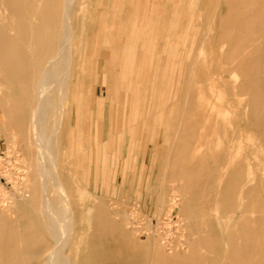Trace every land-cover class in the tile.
<instances>
[{
    "label": "rangeland",
    "instance_id": "374dc122",
    "mask_svg": "<svg viewBox=\"0 0 264 264\" xmlns=\"http://www.w3.org/2000/svg\"><path fill=\"white\" fill-rule=\"evenodd\" d=\"M177 1L179 2V0H85L84 3V0H78L75 9L84 7L83 13L86 17V19L84 18V31L86 32L83 35L85 44L83 43L82 50L83 53L86 52L84 56L90 57L89 61L91 62L79 93L83 94L86 103L84 100V102H77L78 117L83 127L95 122L94 119L97 120L96 137L88 143L87 147L85 145L82 147V135H77L75 141L70 135L69 142L67 140L61 141V143L57 142L60 146L57 143L53 144L55 148L51 147L53 153L51 156L57 155L53 158L57 165L59 164L60 173L65 174L63 178L71 174V177H76L77 181H81V184L84 182L83 186L86 189L95 190L94 196H90L91 199L87 198L88 201L94 202L95 205L99 202L105 206L110 205L108 206L110 209L113 208V203L116 201L115 205L117 206H114L113 209H124L126 212L134 208V204L137 207L139 205V220L144 224L152 221V225H154L156 213L150 208L153 206L150 197H146L148 199L146 204L144 202L136 203L141 174H145L149 178L148 184L151 182L153 185L156 180L157 183L154 186L157 187L155 189L158 188L160 193L164 192L166 198L170 199L177 193L180 195L177 198H179L182 207L192 206L190 213L178 216V213L174 212L171 218L163 220L161 230L164 229V231L160 229L159 231L166 238L163 240L164 243L171 249L158 252L149 264H264V0H191L192 3L190 0H180L179 5ZM186 2L189 4L188 8ZM88 6H93L94 10ZM173 8L176 12H173ZM171 11L176 17L172 15ZM87 13L88 15L94 13V18L90 19V22ZM111 15L116 16L114 25L110 23ZM179 16L182 17L180 21L178 20ZM211 16L214 17L213 20L210 18ZM101 17L105 18L103 23L105 28L99 30L97 25L100 23ZM175 22L177 23L175 24ZM191 23H193L192 26ZM132 24L135 28L132 27ZM196 25L197 28H195ZM131 27L133 31L130 29ZM204 29L206 32L209 31L208 34L204 35ZM107 40H112V42H107ZM86 45H88L87 48ZM109 47H111L110 52L107 49ZM88 49L92 52L89 53ZM196 49H198L197 52H195ZM194 55L196 56L194 57ZM176 57L177 59H175ZM189 59L190 61H188ZM174 63L175 65H173ZM181 65H184V70L181 69ZM142 68L143 70H141ZM172 69L174 70L172 71ZM109 70L113 76H110ZM91 74H94L93 78ZM173 75H175V79ZM102 83L110 88L111 101L101 103L98 100L97 90L101 88ZM171 90L172 94L170 95ZM183 95H188V97L184 96L186 100L182 98ZM232 97L234 98L232 99ZM187 104L190 105L189 109ZM100 110L102 116H100ZM252 111H255L254 114ZM160 112L162 114L164 112V116ZM1 116L2 112L0 111V118ZM176 116L178 117L177 122ZM103 118H105L104 122ZM180 118L181 123L179 122ZM115 121H118L120 126L122 137L120 144L119 140H116L118 136L115 135L116 139L112 136L115 132ZM103 124H106V131L110 135L108 141L107 137L102 135ZM16 137L11 135V130L6 123H0V212L6 205H11L14 202L15 191L18 187L24 184H27V188L31 186L30 170L27 168L31 165L30 157L32 156L26 155L23 147H20L24 142L21 144L19 141L21 139H16ZM104 142L107 143L105 146ZM168 143H170L169 148ZM64 147L66 151L63 149ZM199 149L201 150L199 151ZM97 151L99 152L97 153ZM160 153L163 155H159ZM75 169L77 172L74 171ZM224 169L228 172L225 173ZM104 171H111V175L107 176ZM157 171L161 174H158L160 178L156 177ZM80 173H83L82 178L78 176ZM211 174H213V179H211ZM133 175L137 176L132 180ZM71 177L69 175V180ZM224 177H226V181ZM65 180L68 182V178ZM223 181L224 183H222ZM183 186H186V191L191 187L189 193L192 194L194 191L195 197L186 198L187 193ZM145 191L144 186L143 192L145 193ZM96 200L98 201L96 202ZM118 200L122 203L120 204ZM94 203L91 205L93 206ZM27 214L24 216H28ZM10 216H15V214L12 213ZM26 218H20V222L25 223L19 229L20 232L14 225L17 224L14 219L3 224L0 218V235L5 228L9 234L22 232L21 235L28 236V238L33 237L36 232H38V236L42 235L39 230L31 228L33 223L31 218ZM215 223H218V226ZM206 226H208L207 230ZM238 227L240 228L238 229ZM33 230L35 231L33 232ZM218 237H221L222 241L218 240ZM26 243L27 241L23 240L21 246L27 248ZM217 244L220 245L221 251L211 254L210 248ZM147 247L152 250L153 245L150 243L147 244Z\"/></svg>",
    "mask_w": 264,
    "mask_h": 264
},
{
    "label": "bare ground",
    "instance_id": "6f19581e",
    "mask_svg": "<svg viewBox=\"0 0 264 264\" xmlns=\"http://www.w3.org/2000/svg\"><path fill=\"white\" fill-rule=\"evenodd\" d=\"M77 2H78V0H0V111L2 112V116L0 118V123L4 122L9 126V128L11 130V135L13 137L17 136L16 139H18V138L21 139V140H19L21 144H22V142H24L22 144V146H20V147H23V149L26 152V155H28V157L29 156L33 157V158L30 157L31 165L28 164L29 168H27L30 170V181H31V186L29 187L30 189L27 188L28 187L27 184H24V185H21L20 187H18L17 190L15 191L16 194L14 195V202L11 205L10 204L6 205L4 208L1 209L2 211L0 212V218H1V222L3 224H7L8 220L14 219L15 222L17 223L14 225L16 226V229L19 230L25 224V223L20 222V218L27 219L26 217H28L29 219L31 218L30 220H32V222H33L31 225V228L35 229L36 231L39 230L40 232H42V235H40L42 237L38 236V232H36V234L33 237L28 238V236L21 235L22 232L16 233V234L15 233L9 234L8 233L9 231H7V228H5L3 233L0 235V264H149L154 260L156 254L158 252H164L166 250L168 251V249H171L170 246H168V247L166 246V244L163 241L166 238L164 236H162L160 231H159V229L161 230L163 220L165 219V221H166L167 218L168 219L171 218L174 212L178 213V216H180L181 214L184 215L186 213L191 212L192 206L186 207V205H185L182 207V204L180 203L179 198H177V197H180L179 194L176 193L170 199L166 198L165 195L163 194L164 192L160 193V192H158L159 191L158 188L155 189V187H157V186H154V184L157 183L156 180H155L156 183H154L153 185L151 184V182L148 184L149 178H147L145 174H141L140 185L138 187L139 189H138V192L136 195L137 196L136 197V203L141 204L142 202H144L146 204V201L148 200L146 197H150V201L153 202V206L150 208L156 213V223L154 225H152V221H151V223L146 222L147 224L146 223L144 224V223L140 222V220H139V205L137 207L134 204V208H132L133 210L131 209L127 212L124 209H121V210L113 209V208H115L114 206H117V205H115L116 201L113 203L114 206L112 209H110L108 207L110 205L105 206V205H103V203L101 204L100 202H99V204L96 203V205H95L94 202H90V200L88 201V199H87L90 196H94V194H95L94 189H91V190L86 189L83 186L84 182H82V184H81V181L80 180H79L80 182L77 181L76 177H74V176L71 177V174H68V176L66 177V178H68V182H67V180H65L66 178H63V177H65V174L62 175V173H60V170L58 169L59 164L57 165V163L55 162V160L53 158V157H57V155L55 154L56 156H51V155H53V153L51 152V147L52 146L54 147L53 144H56L57 142L61 143V141H65V140L68 141L70 135L72 136L73 140L75 141L77 138V135H82V137H81V139L83 140L82 147L84 145L87 147L88 143L90 141H92L93 138L96 137V130H97V126H96L97 120L96 119H94L95 122H93L92 124L89 123L83 127V126H81L80 118L78 117L79 107L77 106V104H78L77 102H79V101L81 102L83 100L85 101L83 94L82 93L79 94V93L81 91L80 89H81L82 81L84 79V76H86L85 74L89 71L91 62L89 61L90 57L88 58V57L84 56V54L86 52L83 53V50H82L83 49L82 45L84 43V38H83L84 36L83 35L86 32V31H84V25H85L86 17H84V13H83L85 11L84 10L85 8L83 7L84 8L83 9L81 7V8L75 9V4ZM179 2H180V0H179ZM179 2L177 1L178 5H179ZM84 3H85V0H84ZM187 3L188 2H186V6L188 8L189 4H187ZM191 3H192V1H191ZM190 6H191V4H190ZM88 7L90 8L91 6H88ZM91 8H93V6ZM95 8H96V6H95ZM213 9H215V8H213ZM93 10H94V8H93ZM172 10H173V12H176V11H174V8ZM90 11H92V10H90ZM95 12H96V9H95ZM198 12H197V14H198ZM88 13H87V15H88ZM93 14H89L87 16L89 22H90V19L93 20V18H94ZM172 15H175V14L173 13ZM223 15H224V13L222 14V16ZM180 16H182V15H180ZM180 16L178 19L179 21H180V18L182 19V17H183V16L182 17H180ZM212 16L210 18L213 20L214 17L212 18ZM148 17H149V15H148ZM175 17H176V15H175ZM186 17H187V14H186ZM199 17H200V15H199ZM146 18H147V16H146ZM203 18H204V16H203ZM104 19L105 18L101 17V21L99 20L100 23L97 25V27L99 26V30L105 28V27H103L104 26V24H103ZM115 19H116V16L111 15V17H110L111 25H114ZM173 19H175V18H173ZM202 20H204V19H202ZM172 21L174 22V20H172ZM184 21H185V19H184ZM195 21H196V19H195ZM192 22H193V20H192ZM106 23H107V21L105 22V26H106ZM136 23H137V21H136ZM176 23L177 22H175V24ZM247 23H248V21H247ZM146 24H148V23L146 22ZM192 24L193 23H191V26H192ZM133 25L134 24H132V27L135 28ZM110 27H113V26H110ZM132 27L130 29H132ZM177 27H180V26H177ZM182 28H184L183 25H182ZM195 28H197V25ZM93 31L95 32L96 30H93ZM132 31H133V29H132ZM194 31L196 32V29ZM204 31H205V29H204ZM179 32L181 33V31H179ZM205 32H204V35L208 34L209 31L206 33ZM117 33H118V31H117ZM117 33H115V34H117ZM179 35L181 36V34H179ZM93 36H95V35L93 34ZM132 36H134V35H132ZM141 36H140V38H141ZM144 38H145V35H144L143 39ZM149 38H150V36H149ZM92 40H94V39H92ZM178 40H179V38H178ZM201 40H202V38H201ZM203 40H204V38H203ZM87 42H88V40H87ZM107 42H112V40L111 41L107 40ZM156 42H157V39H156ZM177 42H179V41H177ZM201 43L204 44L203 41H201ZM201 43H199V44H201ZM86 44H88V43H86ZM167 44H169V43H167ZM90 45H92V43H90ZM154 45H155V43H154ZM87 46L88 45H86V48H87ZM102 46H104V45L102 44ZM147 46H148V44H147ZM206 46H207V44H206ZM91 47H94V46H91ZM143 47H144V45H143ZM186 47H188V46H186ZM84 48H85V46H84ZM131 48H132V46H131ZM131 48H130V51H131ZM107 49H108V52H110L109 50L111 49V47H109ZM204 49L206 50L205 46H204ZM91 50H89V53L92 52ZM95 50H97V49H95ZM159 50H160V48H159ZM166 50H168V49H166ZM197 50L198 49H196L195 52H197ZM101 51H103V50H101ZM177 51H176V53H178ZM182 51H183V49H182ZM166 52H168V51H166ZM183 52H185V51H183ZM183 52H182L181 56L184 55ZM195 52H194V54H195ZM121 55H122V53H121ZM153 55H152V57H154ZM157 55H159V54H157ZM196 55H194V57ZM89 56H91V55H89ZM182 58H183V56H182ZM182 58H181V60H182ZM185 58H186V56L184 57V59ZM152 59L154 60V58H152ZM175 59H177V57ZM188 61H190V59ZM191 61H192V58H191ZM206 61H207V59H206ZM107 62H108V60H107ZM187 62H186V64H187ZM145 63H146V60H145ZM171 63H172V60H171ZM190 64L192 65V63H190ZM116 65H117V63H116ZM116 65H114V66L116 67ZM173 65H175V63ZM149 66L151 67L150 64H149ZM181 69L184 70V65L182 66ZM141 70H143V68ZM173 70L174 69H172V71ZM106 71L108 72V70H106ZM156 71H157V69H156ZM248 72H249V69H248ZM106 74H104V75H106ZM182 74H183V71H182ZM91 75L93 78L94 74H91ZM111 75L112 74L110 71V76ZM173 76L175 79V75H173ZM152 79H154V78H152ZM182 79H183V81H185L184 78H182ZM188 79L190 80V77ZM189 80H187V81L189 82ZM213 80H214V78H213ZM110 82H113V81L110 80ZM177 82H178V80H177ZM173 84H174V81H173ZM85 85H86V83H85ZM83 86H82V90H83ZM178 86H176V87H178ZM150 87H148V88H150ZM173 87H174V85H173ZM210 88H212L211 85H210ZM172 90H171V92L169 91L170 95L172 94ZM180 91H182V90H180ZM147 94H149V93H147ZM165 94H166V92H165ZM167 94H169V93L167 92ZM126 96H127V94H126ZM184 96L188 97V95H183V97L182 96H180V97H182V98H184V100H186ZM167 97H168V95H167ZM174 97L176 98V96H174ZM174 97H173V99L175 100ZM97 98H98V100L101 101V103L111 101V99H112L111 90L108 87V85L103 84L101 86V88H99L97 90ZM123 98H124V96H123ZM233 98L234 97H232V99ZM194 99H196V98H194ZM168 100H163V101L166 102ZM194 102H196V101H194ZM85 103H86V101H85ZM93 103H94V101H93ZM111 103H113V102H111ZM169 103H168V105H171ZM233 103H235V102H233ZM122 104H123V102H122ZM81 105H82V103H81ZM91 105H92V103H91ZM217 105H219V104H217ZM95 106H96V104H95ZM182 106H184V105L182 104ZM188 106H190V105L187 104V107ZM194 106H195V104H194ZM167 108H168V106H167ZM189 108L190 107H188V109ZM238 108H241V107H238ZM163 109H164V107H163ZM163 109H162V111H163ZM180 110H181V108H180ZM186 112H189V111H186ZM192 112H190V113H192ZM254 112H253V114H254ZM156 113H155V115H156ZM182 113H183V111H182ZM199 113H200V111H199ZM163 114H165V113L163 112ZM163 114H162V116H164ZM106 115L108 116V114H106ZM207 115H208V113H207ZM218 115H219V113H218ZM100 116H102L101 110H100ZM107 116H106V118H108ZM189 117H186V118L188 119ZM99 118H101V117H99ZM177 118L178 117L176 116V122H177ZM206 118H207V116H206ZM206 118H205V120H206ZM91 119H92V117H91ZM104 120H105V118H103V122H104ZM85 121H87V119H85ZM180 121H181V118H180L179 122ZM115 122H116L115 132L112 134V136L114 138L115 135H117L118 138L116 139V137H115V139L119 140V144H120L121 140H122L121 139L122 137L120 134V126H119L118 121H115ZM172 126H173V124H172ZM178 126H180V125L178 124ZM174 127H175V125H174ZM107 128H108V126H107ZM106 130H107L106 124H103L102 135L104 137L106 136L107 137L106 140L108 141V139H110V135L108 134V132ZM172 135H174V134H172ZM172 135H171V137H172ZM175 137H176V135H175ZM168 141H170V140H168ZM106 142H104V146H105V144H107ZM16 143H18L17 140H16ZM58 143H57V145L60 146V144H58ZM71 144H73V143H71ZM80 144H81V142H80ZM150 144H151V142H150ZM169 144L170 143H168V148H169ZM203 145H204V143H203ZM203 145H202V147H203ZM80 148H81V146H80ZM63 149L65 150V147ZM116 149H118V148H116ZM200 150L201 149H199V151ZM57 151L59 152L58 149H57ZM99 151H97V153ZM163 153H165V152H163ZM65 154H67V153L65 152ZM90 154H91V150H90ZM159 155H163V154L160 153ZM118 156H119V153H118ZM22 157H23V155H22ZM191 157L193 158V156H191ZM56 159H58V158H56ZM27 160H29V159L27 158ZM127 160H128V158H127ZM75 161H77V160H75ZM66 163H67V161H66ZM68 163L70 165V162H68ZM74 164L76 165V163H74ZM127 164H128V162H127ZM243 164H244V162H243ZM66 165H68V164H66ZM64 166H65V164H64ZM159 166H161V165L159 164ZM245 167H246V165H245ZM211 168H213V167L211 166ZM109 169H110V167H109ZM225 169H227V168H225ZM227 170H225L224 172L227 173L228 172ZM74 171H76V169ZM79 171H81V170H79ZM159 171H161V170H159ZM102 172H103V170H102ZM104 172L107 174V176L111 175V171H104ZM82 174L83 173H80V175L78 174V176L81 177ZM158 174L161 175L160 172H158V173H156V177L158 176V178H160ZM69 175L71 177V180H69ZM136 176L133 175L132 180L135 179ZM211 176H212L211 179H213V174H211ZM223 176H224V174H223ZM225 176H226V174H225ZM179 177H180V175H179ZM225 179H226V177H224V180ZM28 182H29V180H28ZM230 182H232V181H230ZM24 183H25V181H24ZM222 183H224V181ZM84 185H85V183H84ZM144 186L146 188L145 193L143 192ZM216 187H218V186H216ZM183 188L185 189V193H187L186 198L190 199V198L195 197L194 191L192 192V194L189 193V191L191 190V187H189L188 191H186V186H183ZM160 191H161V189H160ZM215 191H216V189H215ZM197 193L200 194L199 192H197ZM244 193H245V191H244ZM151 195H152V197H151ZM248 195H249V193H248ZM97 196L100 197V195H97ZM211 197H213V196H211ZM249 198H250V196H249ZM89 199H91V197ZM97 201L98 200H96V202ZM227 201H229V200H227ZM152 202H151V204H152ZM218 202H220V200H218ZM91 203H94V205L92 206ZM110 203H111V200H110ZM119 203H120V201H119ZM105 204H107V203H105ZM230 207H232V206H230ZM177 209H178V212H176ZM12 213H14L15 216H10ZM26 213H28L27 214L28 216H24V214H26ZM147 213H148V211H147ZM206 213H208V212H206ZM209 213H210V211H209ZM213 213H214V211H213ZM207 215H206V217H208ZM261 216H262V214H261ZM151 219H152V217H151ZM26 223H27V221H26ZM218 223H215L216 226H218L217 225ZM28 224H29V222H28ZM28 224H26V225H28ZM206 228H208V226H206L205 229ZM239 228L240 227H238V229ZM238 229H236V230L238 231ZM35 230H33V232ZM162 230L164 231V229H162ZM194 231H196V230H194ZM19 232H20V230H19ZM215 233H214V235H215V237H217ZM206 237H208V236H206ZM211 237H209V239H212ZM213 238H214V236H213ZM219 239H220V241H222L221 237L220 238L218 237V240ZM23 240L27 241V243H26L27 248H24L23 246H21ZM207 240H208V238H207ZM216 242H218V241L216 240ZM216 242H213V243H216ZM224 242H226V241L224 240ZM150 243H151V245H153V247H152L153 251L149 250V248L147 247V244L149 245ZM179 244L181 245L182 243H179ZM220 251H221V247L219 244L211 247L209 250V252L211 254L212 253L215 254V253H218ZM227 264H229V263H227Z\"/></svg>",
    "mask_w": 264,
    "mask_h": 264
}]
</instances>
